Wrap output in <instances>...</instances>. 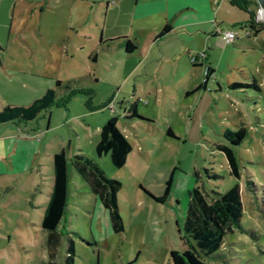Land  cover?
<instances>
[{"label":"rangeland","instance_id":"1","mask_svg":"<svg viewBox=\"0 0 264 264\" xmlns=\"http://www.w3.org/2000/svg\"><path fill=\"white\" fill-rule=\"evenodd\" d=\"M53 5L27 16L26 30L21 18H13L7 63L23 70L13 72L20 84L26 74L30 80L8 97L7 105L27 106L48 88L56 90L58 99L73 91L40 112L41 135H23L37 142L30 157L0 154V264L48 263L40 223L50 191L52 153L60 149L67 158H93L108 177L121 181L117 204L123 230H111L106 209L68 163L65 210L58 224L61 242L53 264H64L68 238L74 245L73 264H171L169 252L182 251L186 244L188 190L198 185L210 198L235 182L244 231L227 233L204 261L264 264V29L246 36L236 23L241 12L228 7L219 10L218 25L235 32L232 43L213 38L204 45L190 35L182 40L183 52L178 53V43L175 51L166 47L172 54L168 57H123L114 48L101 49L97 24L82 16L87 6L74 9L82 17L76 23L65 4ZM254 10V22L262 23L264 7L260 18L256 6ZM188 55L202 65L190 66ZM206 65L213 68L206 90L186 93L202 80ZM232 83L242 85L232 88ZM133 104L137 117H129ZM110 116L117 117V127L131 144L119 168L108 155L94 153L98 128ZM240 128L244 137L239 144L231 143L235 137L223 136L226 129ZM216 144L232 150L239 178L230 174ZM171 174L168 195L156 201L153 197L163 193Z\"/></svg>","mask_w":264,"mask_h":264},{"label":"trees","instance_id":"2","mask_svg":"<svg viewBox=\"0 0 264 264\" xmlns=\"http://www.w3.org/2000/svg\"><path fill=\"white\" fill-rule=\"evenodd\" d=\"M228 1L231 5L247 12L248 19L244 24L248 25L249 28L246 36L250 34L256 35L264 29V23H255L253 20L254 7H257L255 0ZM239 26L243 27L242 24H239ZM169 30L170 26L168 24L164 25L158 37L164 36ZM135 48V45L130 40L125 41L126 52H131ZM196 60L197 58L195 57L191 62L195 63ZM212 71L213 69L206 65L204 78L194 90L205 88L207 77ZM55 85H60V81H56ZM241 85L240 83H232L230 87L234 88ZM252 85L257 88L255 84ZM72 91L69 90L67 96L58 99L56 90L49 88L42 96L27 106L7 105L0 110V123L10 120H32L40 112H44L50 106L62 102ZM128 111L130 113L129 117H137L135 104ZM116 122L117 117L110 116L102 124L98 140L94 145V151L98 157L108 155L111 164L119 168L125 164L127 155L131 151V144L119 130ZM167 133L170 134V130ZM223 136L227 138L235 137L231 140V143L239 144L244 137V129L240 128L237 131L226 129ZM216 147L224 153L230 174L235 178H239L238 166L232 150L220 144H216ZM68 163L84 179L89 190L96 196L103 208L106 209L111 230L113 232L123 230V223L117 204V193L122 186L121 181L108 177L92 158L83 154L67 158L65 151L61 149L52 155L51 190L40 223L41 228L46 233L47 264L54 263L55 254L61 242L58 224L65 210ZM193 175L197 181L198 173L194 171ZM209 177H216V174H211ZM171 182L172 174L165 182L163 193L158 197H153L156 201H163L168 195ZM246 183L247 185L251 184V181L247 180ZM187 193L188 201L183 219L185 248L182 251L171 250L169 252V261L171 264H207L204 261V257L212 255L219 249L227 233H233L235 230L244 231L240 223L243 212L240 186L235 182L223 192L214 191V197L210 198L203 193L198 185L193 186ZM188 239L192 242H188ZM74 255L73 241L68 238L65 247L64 264H73Z\"/></svg>","mask_w":264,"mask_h":264},{"label":"crops","instance_id":"3","mask_svg":"<svg viewBox=\"0 0 264 264\" xmlns=\"http://www.w3.org/2000/svg\"><path fill=\"white\" fill-rule=\"evenodd\" d=\"M53 3L55 7H60V5L62 6V4H65L68 15H72L75 18L79 17V13L74 9L79 7V4L83 7L87 6L86 13L83 12L82 16L86 15L88 20L92 19L97 24L95 29L100 37L99 46L101 49L114 48V50L118 51L123 57L138 55L141 58L149 53L152 55L160 53L161 56L168 57L172 54L171 51H166V47L172 46V50L175 51L177 43L179 46L177 48L178 53L180 51L183 52L182 46L184 44H182V40H187L190 35L194 38L202 39L204 45L206 40L210 41V39L213 38L222 39L221 31H223V29L218 25L219 19H222V16L219 15V10H225L228 7L237 8L231 5L228 0H30L28 3L26 0H0L1 109L7 106L8 97L12 95L13 92L19 93L21 87L26 88L24 83L30 80L29 75L26 74V79L24 78V81L21 80L24 83L20 84L19 79L15 78L13 72L23 70H17V65L7 63V52L10 50L8 46L10 42H12L11 28L13 18H21L23 24H25L22 30H26L28 25L27 22L29 21L27 19L34 13L40 14L46 8L52 9L51 7H54ZM237 9L241 12V16L239 17L241 20L236 23L237 25H243V27H239L244 28V30L246 29L244 33L246 35L249 27L244 23L248 19V14L244 10ZM225 11L228 10L226 9ZM81 18L82 17L76 19L75 22L77 23ZM71 22L72 19H70L68 23ZM166 24L170 26L169 32L164 36L158 37L162 27ZM38 30L40 31L41 27H39ZM229 30L232 29L229 28ZM101 40L105 41L102 42ZM126 40H130L135 45L136 48L133 51H125ZM191 57L192 56L189 55L186 56V61L190 66L202 65L203 62L198 59L195 63H192ZM212 74L213 71L208 75L204 89L194 90L197 85L202 82L203 76L202 80L186 93L200 90L205 91ZM125 78L126 76H124L123 80H125ZM21 79H23V77ZM14 81H17V83L14 84ZM32 102H30V104ZM38 115L29 121L10 120L0 123V154L2 157L4 153L10 154L12 157L16 158L30 157L32 155L37 148V142L29 141L23 135L36 134L37 131H39L41 135L40 127L42 124L37 118ZM7 126H10L12 129ZM100 127L98 128V134ZM44 131H46V129ZM58 151H54L52 155ZM49 193L50 191L47 194V199ZM46 201L43 204L44 207Z\"/></svg>","mask_w":264,"mask_h":264},{"label":"built area","instance_id":"4","mask_svg":"<svg viewBox=\"0 0 264 264\" xmlns=\"http://www.w3.org/2000/svg\"><path fill=\"white\" fill-rule=\"evenodd\" d=\"M235 32L233 30H223L221 31V37H222V40L225 42V43H232L233 40L235 39ZM193 58L195 57H191V60H193Z\"/></svg>","mask_w":264,"mask_h":264},{"label":"water","instance_id":"5","mask_svg":"<svg viewBox=\"0 0 264 264\" xmlns=\"http://www.w3.org/2000/svg\"><path fill=\"white\" fill-rule=\"evenodd\" d=\"M255 1H256L257 8H258V12H259V9L264 7V0H255ZM262 23H264L263 20H262Z\"/></svg>","mask_w":264,"mask_h":264},{"label":"bare ground","instance_id":"6","mask_svg":"<svg viewBox=\"0 0 264 264\" xmlns=\"http://www.w3.org/2000/svg\"><path fill=\"white\" fill-rule=\"evenodd\" d=\"M260 10H261V8L259 9V14H258V17L260 18ZM263 16H264V13H263ZM261 20H263V19H261ZM264 21V20H263Z\"/></svg>","mask_w":264,"mask_h":264}]
</instances>
